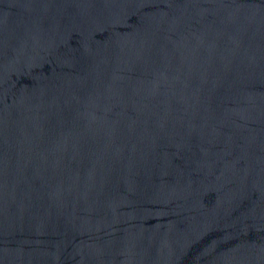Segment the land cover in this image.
<instances>
[{"label": "water", "instance_id": "1", "mask_svg": "<svg viewBox=\"0 0 264 264\" xmlns=\"http://www.w3.org/2000/svg\"><path fill=\"white\" fill-rule=\"evenodd\" d=\"M0 264H264V0H0Z\"/></svg>", "mask_w": 264, "mask_h": 264}]
</instances>
